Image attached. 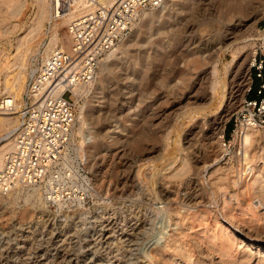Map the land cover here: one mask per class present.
<instances>
[{"label": "rangeland", "instance_id": "1", "mask_svg": "<svg viewBox=\"0 0 264 264\" xmlns=\"http://www.w3.org/2000/svg\"><path fill=\"white\" fill-rule=\"evenodd\" d=\"M27 1L21 16L0 21V93L8 69L19 64L27 68L25 91L29 72L41 66L43 51L56 36L55 22L49 25L52 2L45 0L49 17L36 26L32 35L41 34L35 45L26 42L39 15L36 0ZM179 3L184 5L166 10L165 19L131 30L130 46L99 72L78 106L73 139L80 157L82 108L84 130L90 135L87 163L81 157L92 180L87 201L55 207L39 197L28 200L27 190L0 196V264H149L151 250L177 235L179 248L164 251L151 264H211L201 245L216 231V219L224 223L225 217L235 215L250 223L234 199L233 182L245 169L244 146L240 142L228 150L221 136L225 131L227 141L231 139L233 115L248 97L254 77L251 63L256 57L264 60V0ZM67 32V25L60 23V38ZM229 44L240 49L234 62L233 52L226 50ZM35 49L42 54H33ZM215 65L222 82L228 83L227 65L234 72L227 90L235 99L220 122L210 99ZM12 76L7 77L10 82ZM260 131L263 139L254 144L253 153L264 167V129ZM213 184L230 189L221 191ZM255 189L254 199L264 202ZM224 200L234 211L223 208ZM254 226L264 231V220Z\"/></svg>", "mask_w": 264, "mask_h": 264}, {"label": "built area", "instance_id": "2", "mask_svg": "<svg viewBox=\"0 0 264 264\" xmlns=\"http://www.w3.org/2000/svg\"><path fill=\"white\" fill-rule=\"evenodd\" d=\"M51 2L54 19L68 21L71 48H55L38 69L29 72L18 110L12 98L0 101L1 112H17L0 165V196L19 188L35 189L48 206L76 207L93 191L80 147L73 140L78 106L102 63L117 51L134 23L166 0ZM251 68L254 77L248 97L233 115L231 139L227 141L225 131L221 136L228 150L240 146L251 130L264 129V60L254 58Z\"/></svg>", "mask_w": 264, "mask_h": 264}, {"label": "bare ground", "instance_id": "3", "mask_svg": "<svg viewBox=\"0 0 264 264\" xmlns=\"http://www.w3.org/2000/svg\"><path fill=\"white\" fill-rule=\"evenodd\" d=\"M102 1L106 2L107 4H113L117 0H102ZM185 1H187V0H185ZM200 1H202V0H200ZM6 3H8L7 6H6ZM36 4H38V6H39V15H38V18L36 19L35 23L33 24L32 28H31V32H30L31 36L26 39V42L28 44L33 42V45H35L34 40L36 39L37 35L39 37V35L41 34V32H39L37 35H32L36 31V29H35L36 26L39 25V27H41L42 24H44L45 21L47 20V18L49 17V13H50L49 12L50 5H48L45 0H36ZM198 4L199 3L196 4V9H194V10H197V6H199ZM183 5H184V3H179V0H166V2L164 3V5L161 8L146 12L139 21L134 23L131 30H133L137 26H139V29H142L143 27H145L147 25L152 26L158 20L165 19L164 18L165 17L164 12L166 10L170 9L172 11V10H174L175 7H177V6L181 7ZM27 6H28L27 0H0V21L2 23L3 22L5 23V22H7L6 20L9 18L21 16L25 12V9L28 8ZM51 9H52V6H51ZM236 12H237V10H236ZM192 13H193V11H192ZM245 13H247V12L245 11ZM53 20H55V19L52 15L51 21H53ZM54 22H53L54 23L53 26H54V31L56 32V36L50 42V44L45 48V50L43 51V56H44L43 63L45 62L47 57L50 55V53L55 48L61 47L63 49H67V50H69L71 48V37L69 35V32H67L65 37L62 39L60 38V35H59V24L63 23L64 25L68 26L67 19L60 18L59 20L56 19ZM132 37H133V34L130 33L126 38H124L121 41V43L119 44L117 51L102 63L95 81H98L99 72L104 73L107 69H109V67L111 65H113L119 59V54L122 53L124 50H126L130 46ZM65 40L67 41V45H69V48H65V43H66ZM226 50H230L233 52V55L235 56L234 60H233V62H234L237 59V56L239 55L238 50H240V49L237 48L235 45L229 44L226 46ZM23 54L25 56V53H23ZM33 54L40 56L42 53L40 52V50L35 49ZM210 55H212V54L210 53ZM24 56H23V58H24ZM199 57H200V55H199ZM13 67L14 66H11L10 68L7 67V68H9L8 70H11L10 73L13 74L12 81L10 82L7 79V77L10 74V73H8L6 75L5 82L3 83V88H2V91L0 93V97H1V100L7 99V98H12V102L16 103V110H18L19 104L22 101V98L24 95L23 92H24L25 78L27 75V68H26V65H24V64H19L18 68L14 67V69H13ZM38 68L39 67H37L35 69H38ZM232 72H233V70L231 69V66L227 65L225 73L227 76L229 75L228 76V83L222 82L219 80L220 76H218L217 66L214 68L213 74L216 77V82H214V86H212V97L210 99H212L211 105H214L216 103L217 112L220 113V115H218L216 117L217 121H219L220 118L222 119L221 113L223 112V110L225 108H227V109L230 108V106L232 105V103L235 99V94H233L232 92H228V90H227L228 87H230L232 85V82H233V81H231V76H233ZM249 79H250V77H249ZM90 91H91V89L89 91L86 90L87 93L85 92L84 95L86 94V96H87L88 93H90ZM188 102H190V101H188ZM84 112H85L84 108H82L80 116H79L78 125H80V127L78 129V131H79L78 135L80 134L82 136V138L84 139V142H82V145H81V154H82L81 157L84 154V157L86 158V163H87V154H86L85 144L89 143V141H90L89 136L90 135L84 130V126L87 125L86 119L84 116ZM16 113L17 112L5 113V112L0 111V145L4 141H9L10 132H11L10 129L15 126L16 120H17V117H10V116L16 115ZM1 133H4V134L1 135ZM262 139H263V137L261 135L260 130H251L250 132L246 133V135L243 137V140L241 141V143L244 146L242 148L243 149L242 155H243V159L245 161V169L240 174L239 178L237 180H234V182H233L234 183V189L237 190V193L234 194L235 195L234 199L236 198L238 200V205H239L238 208L243 213V215H246L249 217L248 219H249L250 223H246L244 221L239 220L238 217H236L235 215L225 217L226 222H224V223L221 222L219 218L216 219V222H217L216 231L213 234L209 235V238H208L209 243L208 244H205V245L202 244L201 245L203 250L210 257L211 264H240V262H241V264H251L256 257H257V259H256L257 263H255V264H264V231H260L258 228H256L254 226L255 224L264 220V202L261 199H259V200L254 199V196L257 194L255 188L259 189L262 192V194L264 195V167L258 166L259 164H257L258 162L255 161V155L253 153L255 151L254 144L258 143ZM9 145H10V143L6 144L5 146L0 148V165H1L2 159L4 157L6 150L9 147ZM215 162L216 163L219 162L218 158L215 159ZM187 164L189 165V163H187ZM204 165H207V164L204 163ZM209 167H210V165L205 166V170L207 171L209 169ZM228 176H229V174H226L227 179H228ZM215 185L216 184H213L212 186L213 187L219 186V185H216V186ZM218 188L221 191L230 189V187H228V186H226L224 188H222V186H219ZM22 191H25V189L19 188V189L15 190L14 192H12L11 194H9L8 197H10L14 194L21 195ZM27 191L28 192L27 193L24 192V194L28 200L33 198V197L41 198L40 196H38L39 193L37 192V190L32 189V190H27ZM226 198L227 197H225V199ZM228 203L229 202L224 200L223 208H227L231 212L234 211V208L229 207L230 204H228ZM178 213H179L178 215H179L180 221L181 220L184 221L183 218H185V217H183V215H181L180 212H178ZM222 220H223V218H222ZM240 225L242 227H244V230L238 229L240 227ZM193 228L194 227H192V229ZM235 229H237L238 231ZM236 231L239 233H237ZM245 238H247V239H245ZM239 241H241V242L239 243ZM244 243H245V245H244ZM157 247L158 246L154 247L149 254V264L154 263L156 260H159L158 257L164 251L174 250L176 248H179L178 235L171 237L167 241V243L164 247H162V248H157ZM194 258H196V257H194Z\"/></svg>", "mask_w": 264, "mask_h": 264}, {"label": "trees", "instance_id": "4", "mask_svg": "<svg viewBox=\"0 0 264 264\" xmlns=\"http://www.w3.org/2000/svg\"><path fill=\"white\" fill-rule=\"evenodd\" d=\"M231 131H232V127H230V129H229V131H228V137L230 136Z\"/></svg>", "mask_w": 264, "mask_h": 264}]
</instances>
